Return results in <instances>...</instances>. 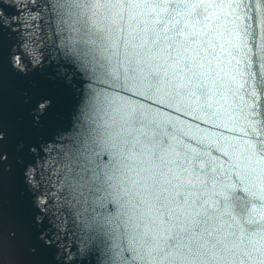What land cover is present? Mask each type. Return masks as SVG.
<instances>
[{
    "label": "snow or ice",
    "instance_id": "obj_1",
    "mask_svg": "<svg viewBox=\"0 0 264 264\" xmlns=\"http://www.w3.org/2000/svg\"><path fill=\"white\" fill-rule=\"evenodd\" d=\"M36 9L44 48L29 50L32 68L0 36V123L9 91L34 105L16 152L27 182L46 186L37 240L55 244L51 213L74 229L76 264H264V0ZM11 168L0 142V198ZM238 188L242 214L229 202ZM30 252V264H53Z\"/></svg>",
    "mask_w": 264,
    "mask_h": 264
},
{
    "label": "water",
    "instance_id": "obj_2",
    "mask_svg": "<svg viewBox=\"0 0 264 264\" xmlns=\"http://www.w3.org/2000/svg\"><path fill=\"white\" fill-rule=\"evenodd\" d=\"M41 2L42 0H0V36L8 37L11 46L16 48V54L23 57L28 68L33 67V53L29 50L39 48L42 51L44 48L38 39L42 35L39 29L44 19L36 9V4ZM32 39L36 40V44L32 43ZM25 41H28L27 49L23 46ZM23 78V73L17 75L14 70L9 73L10 80ZM102 87L114 96L122 94L120 90H113L107 85ZM123 95L129 99H139L132 97L130 93ZM33 106L25 104L15 91H9L3 100L2 119L9 129V135L3 143L9 152L12 168L7 175L8 189L0 198V264H30L34 259L30 252L32 246L37 247L38 253H48V258L53 260V264H76V257L72 254L79 245L72 234L74 229L70 227V222L67 230H61L63 225H60L56 216L51 213L45 215L42 221L43 230L55 240V244L49 248H45L37 240L35 229L31 226L35 216L41 214L37 207V198L45 191L46 186L41 184L39 189H35L27 182V178L22 176V168L17 163L16 146L22 140L27 142L35 131L31 116ZM172 118L175 119V116ZM40 155L43 156L44 153L41 152ZM31 163L36 164L35 155ZM49 191L56 189L49 188ZM245 200L246 194L239 188L229 197V202L238 214L245 210L242 203Z\"/></svg>",
    "mask_w": 264,
    "mask_h": 264
},
{
    "label": "clouds",
    "instance_id": "obj_3",
    "mask_svg": "<svg viewBox=\"0 0 264 264\" xmlns=\"http://www.w3.org/2000/svg\"><path fill=\"white\" fill-rule=\"evenodd\" d=\"M121 55L122 56L126 55L123 50L121 51ZM32 120L33 122H36L38 120V117L35 114H32ZM8 135H9L8 127L4 124V122L0 123V142H6ZM20 144H21V141L17 144L16 147H18Z\"/></svg>",
    "mask_w": 264,
    "mask_h": 264
}]
</instances>
